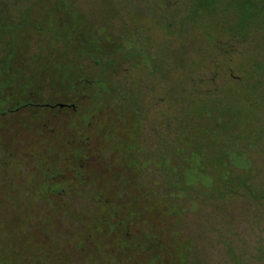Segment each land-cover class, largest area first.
<instances>
[{
    "label": "rangeland",
    "instance_id": "374dc122",
    "mask_svg": "<svg viewBox=\"0 0 264 264\" xmlns=\"http://www.w3.org/2000/svg\"><path fill=\"white\" fill-rule=\"evenodd\" d=\"M0 106V264H264V0H0Z\"/></svg>",
    "mask_w": 264,
    "mask_h": 264
},
{
    "label": "trees",
    "instance_id": "16d2710c",
    "mask_svg": "<svg viewBox=\"0 0 264 264\" xmlns=\"http://www.w3.org/2000/svg\"><path fill=\"white\" fill-rule=\"evenodd\" d=\"M97 83H98V80H94V82H93V84H92V86L93 87H96L97 86ZM74 85H76L75 83H74ZM77 86V85H76ZM39 92V91H38ZM38 92H37V90H35V92H32V94H30V97L29 98H26V99H22L21 98V104H17L13 109H19L20 107H25V106H28L29 104H31V102H34L33 101V99H36L37 98V96H38V98L40 97V94H38ZM38 94V95H37ZM12 96V93L10 92L9 93V97H11ZM40 99V98H39ZM46 106H49V105H46ZM51 107V106H50ZM7 106H0V114H4V112L5 111H7ZM79 172L77 171V174H78ZM52 174H53V177H54V175H55V173H53L52 172ZM82 180V179H81ZM187 188V187H186ZM185 188V189H186ZM131 239L129 238L128 240H125V239H121V241H123V242H128V241H130Z\"/></svg>",
    "mask_w": 264,
    "mask_h": 264
},
{
    "label": "flooded vegetation",
    "instance_id": "af4514ba",
    "mask_svg": "<svg viewBox=\"0 0 264 264\" xmlns=\"http://www.w3.org/2000/svg\"><path fill=\"white\" fill-rule=\"evenodd\" d=\"M62 104H63V103H62ZM64 105H67V104H63V106H64ZM59 106H60V105H59ZM67 106H68V105H67ZM60 107H62V106H60Z\"/></svg>",
    "mask_w": 264,
    "mask_h": 264
},
{
    "label": "water",
    "instance_id": "95a60500",
    "mask_svg": "<svg viewBox=\"0 0 264 264\" xmlns=\"http://www.w3.org/2000/svg\"><path fill=\"white\" fill-rule=\"evenodd\" d=\"M59 105H60V106H63V104H62V103H60Z\"/></svg>",
    "mask_w": 264,
    "mask_h": 264
}]
</instances>
